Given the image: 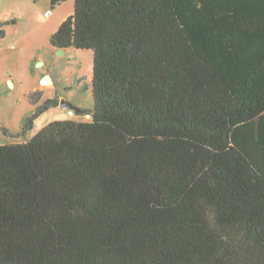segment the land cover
<instances>
[{
    "label": "trees",
    "instance_id": "16d2710c",
    "mask_svg": "<svg viewBox=\"0 0 264 264\" xmlns=\"http://www.w3.org/2000/svg\"><path fill=\"white\" fill-rule=\"evenodd\" d=\"M74 1L91 119L0 144V264H264V0Z\"/></svg>",
    "mask_w": 264,
    "mask_h": 264
},
{
    "label": "rangeland",
    "instance_id": "374dc122",
    "mask_svg": "<svg viewBox=\"0 0 264 264\" xmlns=\"http://www.w3.org/2000/svg\"><path fill=\"white\" fill-rule=\"evenodd\" d=\"M74 9V0H0V144L25 141L54 120L91 119L88 114L70 115L59 104L21 134L26 120L50 98L86 111L93 108V51L70 47L59 55L50 43ZM46 74L50 83H43ZM36 90L42 95L32 102L30 94Z\"/></svg>",
    "mask_w": 264,
    "mask_h": 264
},
{
    "label": "water",
    "instance_id": "95a60500",
    "mask_svg": "<svg viewBox=\"0 0 264 264\" xmlns=\"http://www.w3.org/2000/svg\"><path fill=\"white\" fill-rule=\"evenodd\" d=\"M65 48H57V53L59 55L64 54L65 53ZM52 81V78L49 74H46L45 79L43 81V83H50ZM60 106L64 107V108H69V109H73L75 112L77 113H82L83 110L75 105H73L71 102H68L67 100L63 99L60 102Z\"/></svg>",
    "mask_w": 264,
    "mask_h": 264
},
{
    "label": "built area",
    "instance_id": "2783aa9c",
    "mask_svg": "<svg viewBox=\"0 0 264 264\" xmlns=\"http://www.w3.org/2000/svg\"><path fill=\"white\" fill-rule=\"evenodd\" d=\"M69 114L70 115H75V111L73 109H69ZM88 116H90V115L88 114Z\"/></svg>",
    "mask_w": 264,
    "mask_h": 264
},
{
    "label": "crops",
    "instance_id": "0c3cea01",
    "mask_svg": "<svg viewBox=\"0 0 264 264\" xmlns=\"http://www.w3.org/2000/svg\"><path fill=\"white\" fill-rule=\"evenodd\" d=\"M56 48V47H55ZM57 49V48H56Z\"/></svg>",
    "mask_w": 264,
    "mask_h": 264
}]
</instances>
